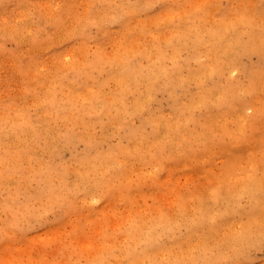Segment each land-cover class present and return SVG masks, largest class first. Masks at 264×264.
<instances>
[{
  "label": "rangeland",
  "instance_id": "rangeland-1",
  "mask_svg": "<svg viewBox=\"0 0 264 264\" xmlns=\"http://www.w3.org/2000/svg\"><path fill=\"white\" fill-rule=\"evenodd\" d=\"M70 2H71V4H70ZM244 2H246V3H244ZM251 2H252V4H251ZM47 3H49V4L47 5ZM67 3H68V5H67ZM213 3H214V5H213ZM194 4H195V6H194ZM192 5H193V7H192ZM218 5H220V6L218 7ZM104 6H105V8H104ZM166 6H167V8H165ZM184 6H186V7H184ZM189 7H190V9H189ZM239 7L240 8L242 7V8L240 9ZM64 9H66V10L64 11ZM85 9H86V11H85ZM180 9H182V10H180ZM191 9H193V10H191ZM227 9H229V10H227ZM122 10H123V12H122ZM136 10H138V11H136ZM178 10H180V11H178ZM0 11H1L0 12V17H1L0 18V50H1L0 51V58H1L0 59V78H2V79H0V110H1L0 116L4 113H5L4 115L9 113L8 114L9 116L7 115L8 116L7 118H9V119L15 118L14 115H16L17 118L18 117H22V118L28 117L32 120L33 126L28 127L27 129L29 131H31V132L33 131L34 133L37 134V137H36V136L31 135L33 133L30 134L29 132H25V133H23V135H20L17 138H11L10 129H9L10 125L9 124H2V122L0 123V146H2V147H0L1 148L0 149V156L3 155L4 152H7V151H9V152L17 151L18 153H21V155H22L21 159L22 160H21L20 164H21L22 169L24 170V175H25V176L24 175L21 176L20 178L11 176L9 178L4 179V181L6 180V182H3L4 185L3 184L0 185V189L3 188V190H0V203L3 200L4 194L7 192H14V191L18 192L17 195L20 196L19 197L20 199L26 198L27 195L33 196L38 192L41 185L37 180H35L33 178V175L29 176L28 172L31 171L29 168H31V169L33 168V171L34 170L38 171L40 164H42V166H44L45 164L46 165L49 164V166H51V164L52 165H57V164L62 165V163H64L63 165H65L67 167V165H68L67 163L71 162L67 168H69V170L74 171L75 168L80 166V162L83 160V158H85L86 156H91L90 154L96 153L98 151V149H99V152H103V151L105 152L110 147L111 148L118 147V144H121L122 146L127 145L129 143V141L126 139V136L131 131H133V132H135V130H136V132L139 131V133L141 132V134H143V136H147L148 134H151L153 127H151L150 124L148 123L147 116H151L152 113L155 115L156 112H158L157 115L159 116L160 121L162 123H165L173 115L174 108H176V105L188 103L190 100H191L190 102H192L194 99H195L194 101H196V103L194 104V101H193V104L194 105L198 104L197 103L198 98H195V97H200L201 92H203V91L207 92L206 104L205 105L198 104L200 106L196 105L195 107H192V111H194L193 112L194 118L197 121H199V120L203 121L204 116L205 117L210 116L209 119L213 118L212 122L214 124L217 123L216 125H220L219 123L223 124V122H224L223 127H225V128L228 127V129L226 128V130L228 131L227 132L228 134H227L224 132V130L223 131L221 130L220 126H218V127L215 126L216 130H214L212 132L213 135H211V137L207 136V137H209L208 138L209 141L207 140L208 143L206 146H204L203 144L200 145L201 144L200 142L194 143V142L190 141L186 145L187 148L184 147L183 145L180 146V148L174 147L176 150L178 149L177 152L175 151V149L173 147L170 149L165 148V152H167L168 154H170L171 152H172V154L174 152L175 153L173 155L170 154L172 159L170 161L163 162V165H165V166L161 169L159 167L157 171H154V169H151L150 166H147L145 171H143V172H145V174H144L143 172H141V169H138V168H140L138 166V164H136L135 162H132V161H134L133 159L130 158L132 160L131 162L133 164L130 162V159H128L129 165H131L130 168L128 166V168L130 169V170L128 169L129 170L128 173L131 172L132 173L131 177L134 175L133 177H136V180L132 177L133 179H131V181H128V180H130V177H129L130 174L127 173V176H128L127 186L128 185L129 186L127 187L126 196L123 197L122 199L121 198L117 199V198H119V196L116 193V196L113 195L112 198H111V196L109 198H107V200L110 199V201H111V202L109 201V203H107L108 201H106V198L99 197L98 195L96 197L94 194L89 193V192H87L86 195H84L85 196L84 199H83V197L77 198L76 196H78V197L82 196V195H79L80 192L82 193V191L79 190L80 192H76L77 194L75 193V191H73L75 194H73V196L72 195L71 196L76 198L78 207L80 209L79 211H77L75 213H71V215L67 214L68 216H66L64 211L61 210V208H59L58 206L54 207L53 209L43 210L40 208V205L38 203H36L37 206L35 208L38 209L39 211L41 210L40 211L41 219H40V215H39V218H37V219L36 218H32V219L29 218L26 221L21 219L19 226L16 229H12V232L10 234H7L3 230L2 225L7 221V217L5 214L0 213V264H54V263L59 264L60 262L62 263V261H63V264H65V262L67 263V261H68L69 255L72 253H73V256H70L72 261L76 262V264H85V262L86 263L89 262L90 259L93 258L92 256L95 255L94 253L96 252V245H99V243L102 242L101 241L102 240V238H101L102 232H105L107 234H111L110 238H113V239L108 242V245L110 247L116 248L118 246V245H116V243H120V240L122 239V234H121L122 232L121 231H113L112 228L116 224H122L125 221V219L128 216L125 218L124 215L125 216H126V214L129 215V212H128L129 209L133 210L135 208L134 209L135 212L131 210L132 211V213H131V211H130V213L132 214V215L130 214V216H133V217L138 216L140 218L143 217L144 214L146 215L147 218H150L151 216H152L151 218H153L156 216L155 214L158 215V212L164 213V214H166V216L168 215L167 217L172 218L171 216L173 215V213H175L177 211L179 213L183 214L184 217L185 216L189 217V215H191V213L193 212V211H191V209L194 206H195V208H193V209L197 208L198 200L199 199L204 200V198H202L203 196L206 198L205 204L209 205L208 202L210 203V200H209L210 198L208 196L212 191L217 192L219 187L223 188L222 186H224V187L226 186L227 187V188L225 187L226 189H232V188L237 189L239 186L238 184H239L240 180H242L244 175H246V173L249 174L250 171L255 170L254 168H259V165H261L262 162H264V143H262V141H264V94H262V92H264V90H262V89H264V88L259 89L258 92L255 93L254 95H252L251 97L250 96L247 97L249 99V98H252L253 96H256L255 98L259 99V101L256 100L254 102L255 103L254 105H256V107L254 105H253V107H255V108H251V109L247 110L246 112H248V113L245 112L246 114H248V116H250V115L254 116V118H253L254 123H253L252 127L248 126V125L243 126L244 129H242L243 127L241 128L242 129V135L240 133H239L240 135L238 134L239 123H238L237 119L234 118L235 113H231L230 115L225 114L223 116L220 114V111H219L220 110L219 109V106H220L219 105L220 104V102H219L220 98L219 97L221 96L222 91L228 90V96H229V97H227L228 100H230V98L233 97L232 95L235 94V92H238L239 95L242 97V95H243L242 92L248 86L247 84H249L250 79H252L254 77L259 78V76L264 75V33H262V32H264V18H262V16H264V0H182V1L181 0H173V1L172 0H148V1L147 0H104V1L103 0H52V1H50V0H0ZM159 11H160L162 16L160 15ZM166 11H168V12H166ZM175 11H177L178 14L184 13V15L187 12L186 15H189V18L190 17H193V18L196 17L198 20H200L199 23H203V25L209 24V27L216 25L215 27L219 26V29L221 27L222 21L223 22H230L231 21V23L238 22V27H237V29H234L233 32H235L237 30L238 32L240 31V33H238L237 31L235 32V34L232 33V36L234 39L230 38L232 36H228V35H230V32L232 30L231 31H227V29H224L225 31L223 30L224 35L228 34V35H225L226 40L230 38L231 41L235 44L236 42H234V40H235V38H238V41L240 39L239 42L242 43V45L240 44V46L234 45L233 47H235V48H233V50L231 49L232 51L230 50L228 52V54L226 56V60H227L226 64L228 63L227 65H228L229 69L227 68V66H224L227 70H224L225 68H223V71H225V73L222 71L224 74L222 73L223 75L220 74V76L219 75L213 76L211 73L210 74L207 73L210 71L205 67V65H202V61H204L203 62L204 64L207 62V55H204V54H207L210 49L208 47L209 43L206 42L208 40V36H204L203 40L207 39L206 41H204V43H206V45L203 43V41H199V42L197 41V42H195L196 45H192V42H190L189 45H184V47L183 46L181 47V49L179 51L180 54L177 57V60L180 63H177V65H179V66L174 71L176 73V75H175V73L172 75V80H168L167 84H166V82L161 83L162 80H160L156 84L155 89L154 88L149 89L148 93H147V90H145L146 92H144V94H143L144 97H145V95H147L149 93H150L149 96H151V97H149L147 95V98L149 97V99L146 100V106H147L146 110L141 111L142 115H140L141 113L133 114V106L130 105L129 107L132 108V110L129 108L128 113H129V111H131L132 114L130 113V115H128V118L126 119L123 127H121L119 125L122 124V121H121V119H119V116H114V114L116 112L114 113V111L111 110L112 108H108V109H110L111 112L113 111V114H112L113 116L111 115L110 111L105 112L103 110L104 114L99 113L101 108H103L101 103L98 104L97 108H94L95 111L90 112L91 114H89L88 113L89 111H88L87 112L88 114L86 113V115H85L82 110H81L82 111L81 112L82 114H81L80 113L81 108L78 106V99L76 102V97H75V96H78L77 95L78 91L82 90L81 85H84L85 88L92 87L94 90L98 89V90H100L99 94H101V95H103L105 93L104 90H106L107 94L110 93V89L113 90V87L116 86V82H115V79L113 77L114 76L113 74L115 72V65L111 61L114 60L119 54H123L124 51L128 50L129 48L132 49V48H134L136 46H140L142 44L146 45L147 44L146 42H148V44H149V45L147 44V46L150 47L152 45L153 40L155 41V39L157 40V41H155L156 45H158L159 47L160 46L162 47L163 45L165 46V44L162 40L165 38V36H166L165 34H167V35L170 34L169 36L175 37L176 33L179 32V29L181 32L182 28L184 27L182 24H184L186 22L188 24H190V26L188 27L187 31H185L186 29L184 30V28H183V30L185 32H188V35L190 37L196 33L195 30H192V28H190L191 22L189 21L188 17H186L188 20H186L185 18H183V20H179L180 17L177 16V14H176L177 12H175ZM82 12L84 13V15ZM194 12L195 13L197 12L198 14L194 16L193 15ZM211 12H213L212 16L209 15V14H211ZM122 13L124 16L122 15ZM224 13H225V15H224ZM47 14H48V16H46ZM114 14H115V18L113 19ZM156 14L158 15V17L156 16ZM218 15L220 16L221 19H224V18L225 19L222 21L219 20L220 18ZM230 15H231V17H230ZM239 15H242L243 17L242 16L239 17ZM96 16H98V17H96ZM152 16H154V17H152ZM215 16H216V18H215ZM131 17H132V19H130ZM109 18H110V21H109ZM152 18L157 19V20L153 19V25L149 24L151 22ZM204 18H205L206 22L208 21L207 23H205ZM230 18H232V19H230ZM112 19H113V21H112ZM135 19H138V21ZM140 20H142V21L139 22ZM166 20H168V22ZM169 20H172V22ZM240 20H241V25L239 24ZM93 21L94 22L96 21L95 24ZM127 21L129 23V25L126 26ZM141 23H143V24H141ZM144 23L146 25H144ZM154 23H156V24H154ZM157 23H159L160 27L157 26L158 25ZM167 23H169V25H167ZM192 24H193V22H192ZM23 25H25V28ZM21 26H23V27H21ZM107 26H108V28H107ZM164 26L169 28V30H167L166 27H164ZM170 26L172 27L171 30H170V28H171ZM163 27L166 30H164ZM117 28H118V30H116ZM156 28H158V29L161 28V29H163V31L160 29V31L158 32V29H157V31L155 30ZM108 29H110L111 31ZM124 29H125V31H126L125 33L127 35L123 34ZM138 29H140L142 32V33L139 32V35H137ZM149 29H151L153 32L156 31L157 33H153ZM175 30L176 31L178 30V31L175 33ZM105 31L107 33H105ZM112 31H114V32H112ZM144 31H146V32L150 31V32H147L148 34H146V32H144ZM167 31H169L170 33ZM251 31L255 32V34H256L255 37H254L255 34H251L252 33ZM259 31H261V32L258 33ZM109 32H110L111 36H110ZM132 32H133V34H132ZM160 32H162V33H160ZM189 32H192L193 34L192 33L189 34ZM225 32H227V33H225ZM38 33H40V34H38ZM249 33H250V35H249ZM128 34H130V35H128ZM155 34L156 35L158 34V36L156 37ZM162 34L164 37L162 36V38H160L161 37L160 35H162ZM257 34H259V37ZM132 35H134L133 36L134 38H135V35L137 37L135 39H132L133 38V37H131ZM141 35L144 36L143 39H142ZM114 36H116L115 39H114ZM140 36H141V39H139ZM169 36L168 37L166 36V37L170 38ZM249 36H251V37L253 36V39L248 38ZM191 38L195 39L193 36ZM254 38L256 41L254 40ZM119 39L122 40V42L123 41L124 42L121 43V41ZM248 39H250V40H248ZM141 40H143V42ZM259 40H261V41H259ZM113 41H114V43H112ZM134 41L137 44L135 43V45H133ZM139 41H141V42H139ZM191 41H194V40H191ZM161 43H163V44H161ZM254 43H256V44H254ZM257 43H258V45H257ZM45 44H47V45H45ZM114 44H116L117 46H115ZM123 44L125 47L123 46ZM118 45H120V46L118 47ZM200 45H202V46H200ZM37 46H39V47H37ZM188 46L190 48H188ZM193 46H194V48H192ZM127 47H129V48L126 49ZM155 47L156 46H154V48ZM151 48H153V47H151ZM183 49H186V50L183 51ZM153 50H152V53H153ZM197 52H199V53L196 54ZM220 52L224 53V49H221V51H219V54L217 56L221 60V57L223 58L224 54H221ZM233 53H234V55H233ZM47 54H48V56H47ZM95 55H100L103 58V61L101 60L103 65L100 64V66H102L104 68V69H102L103 72L98 73L97 71L87 67L88 68L87 70H89L91 73L93 72V75H95V76L92 79L91 78L85 79V76L83 75V72H82L84 70H82V69L85 66H88V64H89L88 62L90 60H92V58ZM228 55L230 56V58L228 57ZM179 56H182V57H179ZM7 57H8V59H7ZM37 57H38V59H37ZM43 57H47V59L43 58ZM74 57L75 58L77 57V58L75 59ZM34 58H35V60H34ZM71 58H73V59H71ZM233 58H234V60H233ZM144 59H142L141 62H142L143 66H146L147 65L146 61L148 59H146V61ZM170 60H171V62H168L169 59L166 60V62H165V66L168 69L172 68V66H173L172 64L174 62V61H172L173 59H170ZM79 61L81 63H79ZM182 62L185 64H182ZM49 63L51 65H49ZM83 63L85 66L83 65ZM143 63H145L146 65ZM147 63L149 64V60L147 61ZM167 63H168V65H167ZM229 63H231L230 64V66L232 65L231 67L229 66ZM180 64L183 66L182 68H181ZM28 65H29V67H28ZM149 65H152V64H149ZM235 65L236 66L238 65V66L236 67ZM60 67H62V68H60ZM80 68H81V71H79ZM178 68H179V70H178ZM69 69L71 70V72ZM109 70L112 72H110ZM176 71H178V72H176ZM230 72H231V74H230ZM202 74L204 75L203 77H202ZM55 75H57V76H55ZM177 75H180V76H178L180 78H178ZM229 75H231V76H229ZM108 76L111 77L110 78L111 80H109L103 84L105 77H108ZM228 76L231 78L233 77V79L231 80L230 78H228ZM57 77H58V79H57ZM59 77H60V79H59ZM175 77H176V79H175ZM80 78L84 81H82ZM174 80H175V82H174ZM192 80L194 81L193 83H192ZM189 81H190V83H189ZM169 82H170V84H169ZM228 82L234 83V85H232L231 87H228ZM65 85H67V86H65ZM99 85H100V87H99ZM111 85H113V86H111ZM207 85H208V87H207ZM109 86H111V87H109ZM58 87L60 89H58ZM200 87H201V89H200ZM79 88H81V89L79 90ZM99 88H102L103 91H101L102 89H99ZM59 90H60V93H58L59 99L62 98V101L59 100V102L57 104L56 103H53V104L48 103L50 100V96L52 94V91H58L59 92ZM64 90H65V93H62V92H64ZM68 91H69V93H68ZM76 91H77V93H76ZM185 92H187V93H185ZM106 93H105V95H106ZM63 94H65V95H63ZM88 94L89 93H87V95ZM130 95H128V98L132 99L131 97H133V96H130ZM19 98L21 101L19 100ZM36 98H37V100H36ZM70 99L72 100V102ZM9 101H10V103H9ZM4 102H6V103H4ZM33 102H35V103H33ZM3 103H4V105H3ZM24 103H25V105H24ZM61 105H63V106H61ZM48 106H49V109H48L49 111L47 110ZM207 106H209V107H207ZM215 106H216V108H215ZM212 107H214V108H212ZM72 108H74V109H72ZM38 109L41 111H39ZM51 109L56 111L57 113L54 111H51ZM74 110H75V113H74ZM20 111H22L24 113H22ZM42 111H44V112H42ZM46 111H48L49 113H47ZM97 111H98V115L96 116V115H94V112H97ZM68 112H70V113H68ZM17 113H21V114H17ZM207 114H209V115H207ZM52 115H54L53 118H52ZM228 115L231 117H229ZM214 116H216V117H214ZM217 116H220V118L228 116L229 118L227 117V120L223 118V120H225L226 122L223 121L222 118H221V120H218V122H217V120L215 121V119H218ZM69 117L72 118L71 119L72 121L69 120L70 119ZM97 117H99V118H97ZM66 118H67V120H66ZM82 118H83V120H82ZM49 120H51V122H49ZM233 120H234V122H233ZM197 121L195 123H197ZM112 122L115 124H112ZM49 123H50V125H49ZM55 123H57V124H55ZM78 123H80V124H78ZM87 123H89V124H87ZM67 124H69V125L67 126ZM73 124H75V125H73ZM79 125L81 128H79ZM194 126H195V124H193V123L189 125L190 131H194L195 128L198 127V125L195 127ZM72 127H73V129H71ZM86 128H87V130H86ZM75 129H77V130H75ZM161 129H164V128L162 127ZM161 129L158 130L157 131L158 134H156V136L158 135L157 136L158 140L162 138L161 135L162 136L165 135V131L162 130L163 131L162 132ZM72 130L74 133L70 132ZM79 131H81V132H79ZM90 131H92L93 133L92 132L90 133ZM41 132L43 133L42 135H40ZM110 132H112V133H110ZM116 132H118V133H116ZM26 133L28 134V136H26ZM78 133L82 137L79 136ZM90 134H92V135H90ZM107 134L110 136H108ZM252 134L254 135V137ZM52 136L54 137V139H52L53 138ZM104 136H105V138H104ZM163 138H164V136H163ZM18 139H20V140L18 141ZM239 139H240V141H239ZM248 139H249V141L250 140H252V141L249 142ZM2 140L4 143L1 142ZM93 142L95 143V145L93 144ZM210 142H212V143H210ZM13 143L15 144L14 146H13ZM18 143H19V145H18ZM32 145H34V146H32ZM209 146H210V149L208 148ZM13 148H15V149L13 150ZM25 148H26V150H25ZM32 148L35 150H32ZM204 148H207L206 150H208V151H205V152H207L206 154H208V156L211 155V158L209 157V159H208V156L205 153L202 154L204 156L199 154V153L204 152ZM223 148H224V150H223ZM225 148H226V151H225ZM38 149H40V150H38ZM45 149L47 151H45ZM70 149L72 150V152ZM92 149H94V150H92ZM172 149H174V150H172ZM179 150L181 152H179ZM182 150H186V151L183 152ZM29 152H31V153H29ZM195 153H198L199 156L195 157L194 156ZM29 154H32L31 157H29ZM51 154H52V156H51ZM257 154H259V155H257ZM188 155H190V156H188ZM76 156H79V157L75 158ZM184 157H186V158H184ZM198 157H200L201 159ZM225 157H227V158H225ZM187 158H189L190 160ZM228 158H230V159L228 160ZM70 160H73V161H70ZM39 161H40V163H39ZM226 161H228V163ZM196 162H198V163H196ZM230 164L232 166H230ZM234 164H235V166H234ZM74 165H76L77 167ZM166 165H168V166H166ZM28 166H30V167L27 168ZM33 166H36L37 168L33 167ZM25 167L27 170L28 169L29 170L26 171ZM165 167L167 169H165ZM243 167H245V168H243ZM135 168L138 170L136 171ZM134 169L136 172L133 171ZM159 169L161 171H159ZM224 170H225V172H224ZM246 171H248V172H246ZM154 172L156 173V177L155 176L153 177L152 173H154ZM212 172H214V173H212ZM228 172H231V173L229 174ZM244 172H246V173H244ZM166 173L169 175L168 179H167V177L164 178ZM206 173L207 174L209 173V174L207 175ZM139 174L140 175L143 174V176L141 175V177H140V176H138ZM150 174L152 175L153 178L152 177L150 178L149 176H147ZM167 174H166V176H167ZM220 174L222 175L221 178H220ZM71 175H73V176H71ZM256 175L258 177H261V172L257 171ZM224 176H225V178H224ZM73 177H74V179H73ZM143 177H146L147 180L146 179H144V181L141 180V178L143 179ZM148 177H149V179H148ZM169 177L171 180H169ZM156 178H158V179H156ZM11 179L14 180L15 182L14 181H13L14 183L11 182L12 181ZM21 179H22V181H21ZM225 179H226V181H225ZM31 180H33V181H31ZM73 180H75V175L74 174L68 175V182L71 183ZM162 180H163V182H162ZM206 180L208 183L206 182ZM18 181H19V184L17 183ZM140 181H143V183H142L143 186H142ZM149 181H151L152 183ZM167 181H168V183H167ZM209 181H211L213 184L215 183V185H213ZM8 182H10V184ZM132 182H133V184L136 183L137 185L134 186L135 184L133 185ZM6 183H7V185H6ZM27 183H29V184H27ZM138 184H140V185H138ZM159 184H160V186H159ZM211 185H213V187ZM240 186H241V184H240ZM27 187L31 188V189H28ZM146 187H148V188H146ZM160 187H162V188H160ZM12 188H15V189H12ZM133 188H134V191H137V193L132 190ZM168 188H169V190H168ZM36 190H37V192H36ZM207 192H208V196H207ZM26 193H28V194H26ZM154 193H156V194H154ZM177 193H178V195H177ZM182 193H183V195H181ZM201 193H202V195H201ZM138 194H139V196L140 195H142V196L139 198V196H136ZM158 194L162 195V196H159ZM198 194H200L201 196ZM240 195L241 196L245 195L242 198L239 196L237 199V201L239 202L238 204L240 205V210L242 212H244L248 209L247 205H249V197L247 194H240ZM189 196H191V197H189ZM89 197H90L92 202L89 201V199H88ZM193 197H195L194 198L195 200L193 199ZM87 199H88V201H87ZM132 199H133V201H132ZM93 200H94L95 204H94ZM166 200H168V201H166ZM84 201H87V203ZM164 201L167 203H165ZM193 202H195V204L196 203L197 204L195 205V204H193ZM88 203H89V205H88ZM139 203L140 204L142 203L145 205H142V204L140 205ZM161 203L163 206L161 205ZM79 204H82V206ZM103 204H104V206H103ZM138 204L142 207H140ZM96 205H97V207H96ZM87 206H89L88 209H87ZM130 206H132V208ZM144 206H146V207L144 208ZM102 207L104 209H101ZM151 207H153V208H151ZM91 208H92V210L90 212ZM138 208L139 209L144 208V212H143V209L139 210ZM110 209H111V211H110ZM235 209H236V212H239L237 210V208H235ZM235 209H233V210L235 211ZM155 210H158V211L155 212ZM44 211H46L47 213H44ZM152 211H154L155 213ZM182 211H184V212H182ZM186 212H188L190 214L187 213V215H186ZM122 213H124V214L122 215ZM88 214H90V215H88ZM147 214H148V216H147ZM149 215H150V217H149ZM61 216H62V219H61ZM104 216H106V218H104ZM146 217L144 216L143 218L147 219ZM239 217H241V221L245 219V217L242 214L236 215V213H235V216H234V214H232V216L230 217L231 221L233 220V224H232L233 226L230 225V227L232 226L231 227L232 230L231 229L230 230L233 232L237 230V227H239L238 224L241 222ZM95 218H97V219H95ZM113 219H115V220L112 223ZM46 220H47V222H46ZM58 222H59V224H58ZM115 222H116V224H115ZM235 222H236V224H235ZM111 223H112V225H110ZM97 224H101V227L103 226L102 229H99L100 225H97ZM57 225H58V227H57ZM54 226L57 227L56 229L59 228L60 230H58V231L55 230ZM111 226H113V227H111ZM28 228H29V231H28ZM234 228L236 230H233ZM51 230H55V231H51ZM50 232H53V233L58 232L57 233L58 235L54 233L55 235L52 236L53 234L51 233L52 235L50 237ZM178 232H179L178 235H182V236L186 235L187 234L186 233L187 232L186 225H184V224L181 225L178 229ZM229 234H233V233L230 232ZM56 235L59 237H57ZM252 235L254 236V234H252ZM74 236L79 237L81 240L84 238L82 241L83 243H79L81 240L79 238H75ZM229 236H234V235H227L228 238H230ZM253 236L251 238L254 241L250 240L251 238H248L246 240L243 239L244 240V241L242 240L243 242L242 241L239 242L236 240V238H231V240L232 241L234 240L233 242H235V243H232V241H229L230 239L226 238V235L224 237H221V234H220L217 236L215 235L213 238L211 237L212 240H209V241L210 242L212 241L211 242L212 244L210 242L209 243L212 246H209L211 248L208 249L209 250V259L207 260L208 261L207 264H264V238H262V237H260L261 239L259 237L254 238ZM71 237H74L77 242L73 238H72L73 240L71 241V239H70ZM217 237H219V238H217ZM221 238L222 239L225 238L224 241L227 239L228 240L224 242L223 240H221ZM77 239H79V240H77ZM85 241H87L86 244H85ZM216 242H217V245H216ZM223 242L226 243L227 245L226 244L223 245ZM236 242H238V243H236ZM241 242L242 243L245 242V243L240 244ZM249 242H252L253 244H250ZM236 244H240V246L236 245ZM219 245H221V246H219ZM183 246H184V248L187 247L186 244H183ZM89 252L90 253L93 252L92 255ZM63 259H65V260H63ZM210 259L212 260L211 262H209Z\"/></svg>",
  "mask_w": 264,
  "mask_h": 264
},
{
  "label": "bare ground",
  "instance_id": "bare-ground-1",
  "mask_svg": "<svg viewBox=\"0 0 264 264\" xmlns=\"http://www.w3.org/2000/svg\"><path fill=\"white\" fill-rule=\"evenodd\" d=\"M52 1V0H50ZM104 1V0H103ZM148 1V0H147ZM173 1V0H172ZM182 1V0H181ZM7 2V1H6ZM195 2V1H194ZM201 2V1H200ZM238 2V1H237ZM253 2V1H252ZM251 2V4H252ZM118 3V2H117ZM134 3V2H133ZM143 3V2H142ZM162 3V2H161ZM193 3V2H192ZM241 3V2H240ZM246 3V2H244ZM49 3H47L48 5ZM71 4V2H70ZM97 4V3H96ZM153 4V3H152ZM258 4V3H257ZM68 5V3H67ZM78 5V4H77ZM93 5V4H92ZM133 5V4H132ZM188 5V4H187ZM211 5V4H210ZM214 5V3H213ZM216 5V4H215ZM250 5V4H249ZM15 6V5H14ZM71 6V5H70ZM122 6V5H121ZM195 6V4H194ZM220 5H218L219 7ZM117 7V6H116ZM186 7V6H184ZM193 7V5H192ZM244 7V6H243ZM9 8V7H8ZM7 8V9H8ZM43 8V7H42ZM65 8V7H64ZM105 8V6H104ZM108 8V7H107ZM128 8V7H127ZM167 8V6L165 7ZM177 8V7H176ZM183 8V7H182ZM188 8V7H187ZM197 8V7H196ZM213 8V7H212ZM238 8V7H237ZM240 8V7H239ZM242 8V7H241ZM240 8V9H241ZM171 9V8H170ZM190 9V7H189ZM194 9V8H193ZM191 9V10H193ZM199 9V8H198ZM230 9V8H229ZM227 9V10H229ZM10 10V9H9ZM13 10V9H12ZM23 10V9H22ZM52 10V9H51ZM66 9H64L65 11ZM108 10V9H107ZM174 10V9H173ZM182 10V9H180ZM178 10V11H180ZM190 10V11H191ZM196 10V9H195ZM200 10V9H199ZM235 10V9H234ZM49 11V10H48ZM86 11V9H85ZM84 11V12H85ZM101 11V10H100ZM116 11V10H115ZM138 11V10H136ZM197 11V10H196ZM232 11V10H231ZM1 12V11H0ZM15 12V11H14ZM109 12V11H108ZM120 12V11H119ZM123 12V10H122ZM128 12V11H127ZM168 12V11H166ZM177 12V11H175ZM203 12V11H202ZM214 12V11H213ZM209 14L212 16V13ZM216 12V11H215ZM244 12V11H243ZM262 12V11H261ZM56 13V12H55ZM83 13V12H82ZM111 13V12H110ZM138 13V12H137ZM156 13V12H155ZM160 13V11H159ZM165 13V12H164ZM187 13V12H186ZM184 15V13H180L178 14V12L176 13L177 16L180 17L179 20H183V18H185L186 20L189 19V21L191 22V27L192 30H195L196 33L194 35H192L195 39L191 38L189 35H188V32H185L188 30V27L190 26V24H188L187 22L182 24L184 27V30L182 28L181 32H180V29H179V32H177L175 30V33H176V36L175 37H171L167 34H165L167 37L169 36L170 38H167L165 36L163 40L165 46L163 45L162 47L156 45L155 41H157L155 39V41L153 40L152 42V45L149 47L147 46L148 42H146L147 44H142L140 46H136L134 48H129L127 47L126 49L128 50H125L123 54H119L114 60H112L111 62L115 65V72H114V79H115V82H116V86L113 87V90L110 89V93H106V90L105 93L103 95L99 94L100 90H94L92 87H87L85 88L84 85H81L82 87V90H80L81 88H79L80 91H76L77 95L78 96H75L76 97V102H77V99H78V106L81 108L80 109V113L83 111V113L86 115V113L88 112L89 114H91L90 112L91 111H95L94 108H97L98 104L101 103L103 108H101V110L99 111V113H103V110L105 112H108L110 111V109L108 108H112L111 110L114 111V116H119V119H121L122 121V124L119 125L121 127H123L126 119L128 118V115H130V113L132 114L131 111H129L128 113V109L130 108L129 106L132 105L133 106V114H139L141 113V111H145L146 110V100L149 99V94H147L149 97L147 98V95H145L144 97V92H146L145 90H147V93H148V90L151 89V88H154L155 89V86L156 84L158 83V81L162 80V82H166V84L168 83V80H172V75L175 73L174 71L177 69V67L179 65H177V63H180L178 62L177 60V57L178 55L180 54V49L181 47L184 45H189L190 42H192V45H196L195 42H199V41H206V40H203V37L204 36H208V40L206 42L209 43L208 47H209V51L207 54H204V55H207V62L204 64L202 61V65H205V67L210 71V72H207V73H211L213 76L214 75H223L225 73V71H223V68H225L224 66H227L228 68V63L226 64V56L228 54V52L233 48L234 45H238L240 46V44L242 45L239 39L238 41V38H235L234 42H236L235 44L231 41L230 38H233L232 36V33L235 34L234 29H237L238 27V22H233L231 23L230 22H223L222 20L224 19H221L220 16H219V20L222 21V24H221V27L219 29V26L215 27V26H210L209 27V24L208 25H203V23H199L200 20H198L196 17L193 18V17H190L189 18V15ZM226 13V12H225ZM224 13V15H225ZM2 14V13H1ZM61 14V13H60ZM96 14V13H95ZM112 14V13H111ZM119 14V13H118ZM128 14V13H127ZM198 13L194 12V16L197 15ZM243 14V13H242ZM30 15V14H29ZM43 15V14H42ZM65 15V14H64ZM84 15V13H83ZM120 15V14H119ZM123 15V13H122ZM133 15V14H132ZM154 15V14H153ZM161 15V13H160ZM164 15V14H163ZM169 15V14H168ZM203 15V14H202ZM217 15V14H216ZM232 15V14H231ZM230 15V17H231ZM238 15V14H237ZM11 16V15H10ZM48 16V14L46 15ZM124 16V15H123ZM138 16V15H137ZM148 16V15H147ZM156 16L158 17V15L156 14ZM162 16V15H161ZM191 16V15H190ZM242 16V15H239V17ZM58 17V16H57ZM98 17V16H96ZM127 17V16H126ZM154 17V16H152ZM156 17V18H157ZM166 17V16H165ZM164 17V18H165ZM188 17V19L186 18ZM208 17V16H207ZM229 17V16H228ZM237 17V16H236ZM238 17V18H239ZM243 17V16H242ZM1 18V17H0ZM12 18V17H11ZM20 18V17H19ZM40 18V17H39ZM115 18V14H114V17L113 19ZM128 18V17H127ZM138 18V17H137ZM144 18V17H143ZM175 18V17H174ZM212 18V17H211ZM216 18V16H215ZM245 18V17H244ZM259 18V17H258ZM262 18H264V16H262ZM83 19V18H82ZM112 19V21H113ZM119 19V18H118ZM132 19V17L130 18ZM139 19V18H138ZM138 19H135L138 21ZM153 19L151 20V22L149 24H152L153 25ZM159 19V18H158ZM168 19V18H167ZM232 19V18H230ZM242 19V18H241ZM8 20V19H7ZM84 20V19H83ZM93 20V19H92ZM104 20V19H103ZM149 20V19H148ZM154 20H157V19H154ZM160 20V19H159ZM202 20V19H201ZM212 20V19H211ZM109 21H110V18H109ZM111 21V22H112ZM142 20H140L139 22H141ZM162 21V20H161ZM168 22V20H166ZM172 22V20H169ZM174 21V20H173ZM176 21V20H175ZM204 21H205V18H204ZM220 21V22H221ZM226 21V20H225ZM15 22V21H14ZM32 22V21H31ZM62 22V21H61ZM94 22V21H93ZM96 22V21H95ZM94 22V24H95ZM124 22V21H123ZM149 22V21H148ZM159 22V21H158ZM165 22V21H164ZM163 22V23H164ZM170 22V23H171ZM193 22V24H192ZM208 22V21H207ZM205 21V23H207ZM10 23V22H9ZM25 23V22H24ZM126 23V22H125ZM15 24V23H14ZM143 24V23H141ZM156 24V23H154ZM159 26V23H157ZM162 24V23H161ZM165 24V23H164ZM218 24V23H217ZM220 24V23H219ZM241 25V20H240V23ZM20 25V24H19ZM61 25V24H60ZM129 25L128 21L126 23V26ZM144 25H146L144 23ZM167 25H169V23H167ZM248 25V24H247ZM24 28H25V25H23ZM21 26V27H23ZM38 26V25H37ZM59 26V25H58ZM84 26V25H83ZM162 26V25H161ZM124 27V26H123ZM160 27V26H159ZM166 27V26H164ZM163 27V28H164ZM171 27V26H170ZM3 28V27H2ZM14 28V27H13ZM108 28V26H107ZM110 28V27H109ZM126 28V27H125ZM128 28V27H127ZM130 28V27H129ZM150 28V27H149ZM231 28V29H230ZM245 28V27H244ZM250 28V27H249ZM102 29V28H101ZM158 28H156L155 30L157 31ZM161 29V28H160ZM160 29H158V32L160 31ZM167 30H169V28L166 27ZM164 28V30H166ZM172 29V27L170 28V30ZM224 29H227V31H231L230 32V35L228 34H225V35H228V36H232L230 37L229 39L226 40L225 38V35L223 34V30ZM230 29V30H229ZM253 29V28H252ZM5 30V29H4ZM8 30V29H7ZM26 30V29H25ZM38 30V29H37ZM110 30V29H108ZM118 30V28L116 29ZM115 30V31H116ZM120 30V29H119ZM122 30V29H121ZM133 30V29H132ZM131 30V31H132ZM150 31H152L151 29H149ZM163 31V29H161ZM220 30V31H219ZM28 31V30H27ZM111 31V30H110ZM150 31H147V32H150ZM156 31H152L153 33H157ZM225 31V30H224ZM9 32V31H8ZM114 32V31H112ZM117 32V31H116ZM125 29H124V35L126 34L125 33ZM130 32V31H129ZM138 34L139 35V32H141L140 29H138ZM136 32V33H137ZM146 32V31H144ZM143 32V33H144ZM146 32V34H148ZM169 32V31H167ZM166 32V33H167ZM173 32V31H172ZM193 32V31H192ZM192 32H189L192 33ZM238 32V31H237ZM252 33L251 34H255V32L251 31ZM261 31H259L258 33H260ZM10 33V32H9ZM16 33V32H15ZM83 33V32H82ZM105 33H107L105 31ZM121 33V32H120ZM128 33V32H127ZM135 33V34H136ZM152 33V34H153ZM162 33V32H160ZM170 33V32H169ZM227 33V32H225ZM240 33V31L238 32ZM264 33V32H262ZM11 34V33H10ZM17 34V33H16ZM40 34V33H38ZM110 34V32H109ZM118 34V33H117ZM133 34V32H132ZM151 34V35H152ZM193 34V33H192ZM13 35V34H12ZM100 35V34H99ZM103 35V34H102ZM123 35V36H124ZM127 35V34H126ZM130 35V34H128ZM154 35V34H153ZM156 35V34H155ZM250 35V33H249ZM258 37H259V34H257ZM37 36V35H36ZM79 36V35H78ZM109 36V35H108ZM111 36V34H110ZM122 36V35H121ZM134 35H132L131 37H133ZM142 36V39L144 38L143 35ZM141 36L139 39H141ZM158 36V34L156 35V37ZM162 38L163 34L160 35ZM238 36V35H237ZM248 36V35H247ZM256 36V34L254 35V37ZM103 37V36H102ZM116 36H114V39H115ZM130 37V38H131ZM137 36L135 35V38ZM155 37V38H156ZM164 37V36H163ZM235 37V36H234ZM261 37V36H260ZM119 38V37H118ZM126 38V37H125ZM124 38V39H125ZM134 37L132 39H135ZM241 38V37H240ZM248 38H252L253 39V36H249ZM117 39V38H116ZM121 39V38H120ZM119 39V40H120ZM123 39V40H124ZM127 39V38H126ZM194 40V41H191V40ZM234 39V38H233ZM258 39V38H257ZM110 40V39H109ZM113 40V39H112ZM128 40V39H127ZM237 40V41H236ZM250 40V39H248ZM255 40V38H254ZM262 40V39H261ZM259 40V41H261ZM115 41V40H114ZM114 41L112 43H114ZM121 43L122 40H120ZM137 41V40H136ZM143 42V40H141ZM139 41V42H141ZM159 41V40H158ZM253 41V40H252ZM256 41V40H255ZM77 42V41H76ZM138 42V41H137ZM145 42V41H144ZM254 42V41H253ZM258 42V41H257ZM88 43V42H87ZM135 41H134V44L135 45ZM160 43V42H159ZM158 43V44H159ZM202 43V44H203ZM249 43V42H248ZM119 44V43H118ZM130 44V43H129ZM137 44V43H136ZM140 44V43H139ZM163 44V43H161ZM206 45V43H204ZM256 44V43H254ZM47 45V44H45ZM115 46H117L116 44H114ZM149 45V44H148ZM204 45V46H205ZM258 45V43H257ZM97 46V45H96ZM120 45H118L119 47ZM124 46V44H123ZM154 46H156L154 48ZM202 46V45H200ZM237 46V47H238ZM39 47V46H37ZM36 47V48H37ZM50 47V46H49ZM99 47V46H98ZM125 47V46H124ZM153 47V48H151ZM187 47V46H186ZM185 47V48H186ZM207 47V48H208ZM258 47V46H257ZM22 48V47H21ZM66 48V47H65ZM82 48V47H81ZM188 48H190L188 46ZM194 48V46L192 47ZM191 48V49H192ZM200 48V47H199ZM205 48V47H204ZM72 49V48H71ZM115 49V48H114ZM154 49V50H153ZM221 49H224V53L220 52L221 54H224V57L222 58L221 57V60L217 57L218 54H219V51H221ZM152 50H153V53H152ZM186 50V49H183V51ZM190 50V49H189ZM231 50V51H232ZM1 51V50H0ZM4 51V50H3ZM20 51V50H19ZM194 51V50H193ZM24 52V51H23ZM57 52V51H56ZM73 52V51H72ZM189 52V51H188ZM4 53V52H3ZM93 53V52H92ZM199 52H197L196 54H198ZM56 54V53H55ZM72 54V53H71ZM240 54V53H239ZM7 55V54H6ZM34 55V54H33ZM90 55V54H89ZM109 55V54H108ZM115 55V54H114ZM193 55V54H192ZM234 55V53H233ZM48 56V54H47ZM79 56V55H78ZM195 56V55H194ZM9 57V56H8ZM7 57V59H8ZM73 57V56H72ZM111 57V56H110ZM179 57H182V56H179ZM228 57L230 58V56L228 55ZM227 57V58H228ZM24 58V57H23ZM43 58H46L47 57H43ZM54 58V57H53ZM59 58V57H58ZM75 58V57H74ZM77 58V57H76ZM75 58V59H76ZM145 58V59H144ZM1 59V58H0ZM6 59V58H5ZM11 59V58H10ZM38 59V57H37ZM64 59V58H63ZM73 59V58H71ZM142 59H144L146 61V59L149 60V64H152V65H149L146 61V66H143L142 65ZM168 62H171L170 59H173L172 61L173 62V66L171 69H168L166 68L165 66V62L166 60H168ZM181 59V58H180ZM194 59V58H193ZM26 60V59H25ZM35 60V58H34ZM49 60V59H48ZM65 60V59H64ZM68 60V59H67ZM87 60V59H86ZM103 61V58L100 56V55H95L92 60H90L87 64L88 66H85L84 63L83 65L85 66L82 70L83 72V75L85 76V79H89V78H93L95 75H93V72L91 73L89 70H87L89 68L97 71L98 73H102L104 69L102 66H100V64H102V61ZM143 60V61H144ZM177 60V61H176ZM186 60V59H185ZM205 60V59H204ZM234 60V58H233ZM39 61V60H38ZM42 61V60H41ZM60 61V60H59ZM176 61V62H175ZM201 61V60H200ZM236 61V60H235ZM32 62V61H31ZM30 63V62H29ZM41 63V62H40ZM43 63V62H42ZM45 63V62H44ZM79 63H81L79 61ZM238 63V62H237ZM77 64V63H76ZM111 64V63H110ZM170 64V63H169ZM182 64H185L182 62ZM201 64V63H200ZM226 64V65H225ZM231 63H229V66H230ZM27 65V64H26ZM49 65H51L49 63ZM82 65V64H81ZM103 65V64H102ZM168 65V63H167ZM181 65V64H180ZM107 66V65H106ZM170 66V65H169ZM232 66V65H231ZM230 66V67H231ZM236 66V65H235ZM238 66V65H237ZM236 66V67H237ZM29 67V65H28ZM63 67V66H62ZM60 67V68H62ZM183 66L181 65V68ZM249 67V66H248ZM46 68V67H45ZM82 68V67H81ZM81 68L79 71H81ZM187 68V67H186ZM185 68V69H186ZM71 69V68H70ZM69 69V70H70ZM73 69V68H72ZM229 69V68H228ZM179 70V68H178ZM194 70V69H193ZM224 70H227L226 68ZM239 70V69H238ZM110 71V70H109ZM224 73H223V72ZM69 72V71H68ZM71 72V70H70ZM96 72V73H97ZM112 72V71H110ZM178 72V71H176ZM31 73V72H30ZM180 73V72H179ZM223 73V74H222ZM229 73V72H228ZM237 73V72H236ZM75 74V73H74ZM186 74V73H185ZM190 74V73H189ZM231 74V72H230ZM233 74V73H232ZM252 74V73H251ZM255 74V73H254ZM60 75V74H59ZM70 75V74H69ZM105 75V74H104ZM103 75V76H104ZM176 75V73H175ZM253 75V74H252ZM57 76V75H55ZM54 76V77H55ZM180 76V75H177V77ZM204 75L202 74V77ZM211 76V75H210ZM231 76V75H229ZM231 80L233 79V77H229ZM68 77V76H67ZM74 77V76H73ZM78 77V76H77ZM197 77V76H196ZM5 78V77H4ZM79 78V77H78ZM111 77L108 76V77H105V80L103 81V84L109 80ZM180 78V77H178ZM207 78V77H206ZM217 78V77H216ZM2 79V78H0ZM58 79V77H57ZM60 79V77H59ZM81 79V78H80ZM84 79V78H83ZM176 79V77H175ZM5 80V79H4ZM49 80V79H48ZM77 80V79H76ZM82 80V79H81ZM96 80V79H95ZM196 80V79H195ZM36 81V80H35ZM45 81V80H44ZM80 81V80H79ZM84 81V80H82ZM97 81V80H96ZM187 81V80H186ZM191 81V80H190ZM189 81V83H190ZM114 82V83H115ZM175 82V80H174ZM194 81L192 80V83ZM81 83V82H80ZM79 83V84H80ZM83 83V82H82ZM113 83V84H114ZM78 84V85H79ZM95 84V83H94ZM170 84V82H169ZM70 85V84H69ZM101 85V84H100ZM99 85V87H100ZM184 85V84H183ZM232 85H234V83H231V82H228V87H231ZM248 86L243 90V95L242 97L239 95L238 92H235V94H233L232 98H230V100H228L227 97L228 96V90H224L221 92V96L219 97L220 100V106H219V111H220V114L221 115H225V114H231V113H235L234 114V118L237 119L238 123H239V132L238 134L240 133L242 135V129H244L243 126L245 125H248V126H251L253 125L254 121H253V118L254 116L250 115L248 116V112H246L247 110L251 109V108H255L256 105H254L255 101L259 99L255 98L256 96H253L252 98H247V97H251L252 95H254L255 93L258 92L259 89H262L264 88V75H261L258 77H254L252 79H250L249 81V84H247ZM22 86V85H21ZM55 86V85H54ZM57 86V85H56ZM67 86V85H65ZM77 86V85H76ZM80 86V85H79ZM78 86V87H79ZM113 86V85H111ZM109 86V87H111ZM164 86V85H163ZM182 86V85H181ZM53 87V86H52ZM61 87V86H60ZM166 87V86H165ZM169 87V86H168ZM208 87V85H207ZM188 88V87H187ZM195 88V87H194ZM199 88V87H198ZM27 89V88H26ZM58 89H60L58 87ZM67 89V88H66ZM99 89H102V88H99ZM201 89V87H200ZM70 90V89H69ZM73 90V89H72ZM195 90V89H194ZM231 90V89H230ZM264 90V89H262ZM261 90V91H262ZM103 91V89L101 90ZM112 91V92H111ZM185 91V90H184ZM20 92V91H19ZM34 92V91H33ZM48 92V91H47ZM89 93L87 95V93ZM260 92V91H259ZM60 93V90L59 92L58 91H52V94L50 96V100L48 103H58L59 100L62 101V98L59 99V94ZM62 93H65V90L64 92ZM69 93V91H68ZM72 93V92H71ZM75 93V94H76ZM187 93V92H185ZM238 93V94H237ZM86 96H85V95ZM131 94V95H130ZM176 94V93H175ZM180 94V93H179ZM178 94V95H179ZM262 94H264V92H262ZM40 95V94H39ZM45 95V94H44ZM62 95V94H61ZM65 95V94H63ZM128 95L130 96H133L131 97L132 99H129L128 98ZM261 95V94H260ZM10 96V95H9ZM36 96V95H35ZM67 96V95H66ZM74 96V95H73ZM177 96V95H176ZM187 96V95H186ZM38 97V96H37ZM74 97V98H75ZM7 98V97H6ZM23 98V97H22ZM49 98V97H48ZM71 98V97H70ZM147 98V99H146ZM195 98H198L197 99V103L198 104H201V105H205L206 104V98H207V92H201V95L200 97H195ZM15 99V98H14ZM72 99V98H71ZM70 99V100H71ZM20 100V98H19ZM37 100V98H36ZM73 100V99H72ZM71 100V102H72ZM190 100V99H189ZM195 100V99H194ZM193 100V101H194ZM21 101V100H20ZM35 101V100H34ZM191 101V100H190ZM188 102V103H183L181 105H176V108H174V113L173 115L171 116V118L166 121L165 123H162L159 119V116L157 115L158 112H156V114L154 115L152 113L151 116H147V120H148V123L150 124L151 127H153V130H152V133L151 134H146L147 136H143V134H141V132L139 133L136 132H133L131 131L129 134H127L126 136V139L129 141V143L127 145H124L122 146L121 144H118V147H113V148H109L107 151H103V152H99V149L96 153L94 154H90L91 156H86L85 158H83V160L80 162V166L75 168V170H69V168H67L69 166V164L71 162H68L67 164V167L65 165H63L64 163H62V165H52L49 166L48 165H44L42 166V164H40V167H39V170L38 171H33V168H29L30 166H28L27 168H29L31 171L28 172L29 176H32L33 175V178L35 180H37L39 183H40V188L37 192L36 190V194L35 195H27L26 198H22L20 199L17 194L18 192L14 191V192H7L4 194L3 196V200L2 202L0 203V213L2 214H5L6 217H7V221L2 225L3 227V230L4 232H6L7 234H10L12 232V229H16L18 226H19V223L21 222L20 220L23 219L24 221L28 220L29 218L32 219V218H39V215H40V211L38 209H36L35 207L37 206L36 203H38L40 205V208L43 209V210H48V209H53L54 207L58 206L59 208H61V210L64 211V213L66 214V216H68L67 214H70L71 213H75L77 211H79V207H78V204H77V201H76V198L72 197L73 194H75L76 192H80L79 190L82 191V193L80 192L79 195H82L81 197H78L76 196L77 198H82L84 199V195H86L87 192L89 193H92L94 194L96 197L97 195L99 197H102V198H106V201H108L107 203H109L110 199L107 200V198H109L113 195L116 196V193L118 194L119 198L117 199H122L123 197L126 196V191H127V180H128V176H127V173L128 171L130 170V166L129 165V160L128 159H133L134 161H132L130 159V162H135L136 164H138V166L140 168L138 169H141V172L145 171L146 167L147 166H150L151 169H154V171H157L158 168L160 167L163 168L165 165H163V162L165 161H170L172 159L171 155L172 152L170 154H168L167 152H165V148L167 149H170V148H174V147H179L180 146H184L186 147L187 143L192 141V142H200L199 144L200 145H204L206 146L207 143H208V138L207 136H210L213 135L212 132L214 130H216L215 126H220L221 130L225 133H227L228 131L226 130V128L228 129V127H223V124L219 123L220 125H216L217 123H213L212 120L213 118L209 119L208 116H204L203 118V121H197L195 118H194V111H192V107H195L196 105L197 106H200L198 104L194 105L196 103V101H194V104H193V101L192 102ZM18 102V101H17ZM75 102V103H76ZM6 103V102H4ZM3 103V105H4ZM10 103V101H9ZM21 103V102H20ZM31 103V102H30ZM35 103V102H33ZM37 103V102H36ZM15 104V103H14ZM69 104V103H68ZM67 104V105H68ZM77 104V103H76ZM208 104V103H207ZM257 104V103H256ZM9 105V104H8ZM7 105V106H8ZM25 105V103H24ZM211 105V104H210ZM253 105L255 107H253ZM259 105V104H258ZM257 105V106H258ZM14 106V105H13ZM27 106V105H26ZM40 106V105H39ZM63 106V105H61ZM100 106V105H99ZM209 107V106H207ZM260 107V106H259ZM6 108V107H5ZM45 108V107H44ZM52 108V107H51ZM67 108V107H66ZM65 108V109H66ZM200 108V107H199ZM214 108V107H212ZM216 108V106H215ZM8 109V108H7ZM49 109V106L47 107V110ZM74 109V108H72ZM132 110V108H130ZM17 110V109H16ZM20 110V109H19ZM39 110V109H38ZM82 110V111H81ZM97 110V109H96ZM196 110V109H195ZM253 110V109H252ZM1 111V110H0ZM5 111V110H4ZM25 111V110H24ZM41 111V110H39ZM38 111V112H39ZM49 111V110H48ZM48 111H46L47 113H49ZM51 111H54L51 109ZM61 111V110H60ZM66 111V110H65ZM113 111L111 112V115L113 114ZM254 111V110H253ZM22 112V111H20ZM44 112V111H42ZM56 112V111H54ZM109 112V113H110ZM218 112V111H217ZM246 112V113H245ZM1 113V112H0ZM24 113V112H22ZM31 113V112H30ZM57 113V112H56ZM70 113V112H68ZM74 113H75V110H74ZM87 113V114H88ZM5 114V113H4ZM2 114L0 116V123L2 122V124H9L10 125V135H11V138H17L19 137L20 135H23V133L25 132H29L31 135L33 136H36L37 137V134L34 133L33 131H29L27 128L28 127H31L33 126L32 125V120L30 118H22V117H16L15 118H7L9 115L6 114L4 115ZM17 114H21V113H17ZM53 114V113H52ZM73 114V113H72ZM82 114V113H81ZM219 114V113H218ZM219 114V115H220ZM8 115V116H7ZM69 115V114H68ZM71 115V114H70ZM84 115V116H85ZM94 115H98V111L97 112H94ZM142 115V113L140 114ZM149 115V114H148ZM209 115V114H207ZM228 115V116H229ZM39 116V115H38ZM63 116V115H62ZM73 116V115H72ZM71 116V117H72ZM83 116V115H82ZM109 116V115H108ZM113 116V115H112ZM111 116V117H112ZM132 116V115H131ZM130 116V117H131ZM227 116V117H228ZM46 117V116H45ZM54 117V115H52V118ZM94 117V116H93ZM216 117V116H214ZM218 119H215V121L217 120H221L220 116H217ZM227 117H223L224 119L227 120ZM231 117V116H229ZM228 117V118H229ZM70 118V117H69ZM68 118V119H69ZM99 118V117H97ZM117 118V117H116ZM169 118V117H168ZM222 118V120H223ZM72 118H70L69 120H71ZM74 119V118H73ZM92 119V118H91ZM67 120V118H66ZM75 120V119H74ZM83 120V118H82ZM162 120V119H161ZM164 120V119H163ZM72 121V120H71ZM70 121V122H71ZM77 121V120H76ZM197 121V123H195ZM225 121V120H223ZM49 122H51V120H49ZM61 122V121H60ZM98 122V121H97ZM147 122V121H146ZM226 122V121H225ZM231 122V121H230ZM234 122V120H233ZM47 123V122H46ZM59 123V122H58ZM84 123V122H83ZM111 123V122H110ZM195 124V126L198 125V127L195 128L194 131H190L189 129V125L190 124ZM57 124V123H55ZM76 124V123H75ZM73 124V125H75ZM80 124V123H78ZM89 124V123H87ZM112 124H115L112 122ZM41 125V124H40ZM50 125V123H49ZM69 124H67L68 126ZM77 125V124H76ZM78 126V125H77ZM90 126V125H89ZM111 126V125H110ZM164 129H161L162 127ZM194 126V127H195ZM38 127V126H37ZM36 127V128H37ZM107 127V126H106ZM161 127V128H160ZM243 127V128H242ZM70 128V127H69ZM78 128V127H77ZM79 128L80 125H79ZM90 128V127H89ZM242 128V129H241ZM41 129V128H40ZM45 129V128H44ZM73 129V127L71 128ZM164 130L165 131V135L164 138L163 136L161 135V139H157L158 135L156 136V134H158V130ZM70 130V129H69ZM77 130V129H75ZM87 130V128H86ZM151 130V129H150ZM6 131V130H5ZM36 131V130H35ZM67 131V130H66ZM111 131V130H110ZM244 131V130H243ZM252 131V130H251ZM43 132V131H42ZM40 133V135H42L43 133ZM55 132V131H54ZM71 133L73 132L70 131ZM81 132V131H79ZM86 132V131H85ZM92 131H90L91 133ZM105 132V131H104ZM148 132V131H147ZM157 132V133H156ZM163 132V131H162ZM218 132V131H217ZM4 133V132H3ZM56 133V132H55ZM74 133V132H73ZM77 133V132H76ZM93 133V132H92ZM106 133V132H105ZM112 133V132H110ZM109 133V134H110ZM118 133V132H116ZM150 133V132H149ZM6 134V133H5ZM66 134V133H65ZM79 134V133H78ZM89 134V133H88ZM228 134V133H227ZM239 134V135H240ZM84 135V134H83ZM92 135V134H90ZM103 135V134H102ZM101 135V136H102ZM108 135V134H107ZM112 135V134H111ZM253 135V134H252ZM26 136H28V134L26 133ZM79 136H81L79 134ZM110 136V135H108ZM218 136V135H217ZM229 136V135H228ZM3 137V136H2ZM8 137V136H7ZM53 137V136H52ZM82 137V136H81ZM88 137V136H87ZM99 137V136H98ZM103 137V136H102ZM101 137V138H102ZM254 137V135H253ZM31 138V137H30ZM85 138V137H84ZM95 138V137H94ZM100 138V139H101ZM105 138V136H104ZM29 139V138H28ZM54 139V137L52 138ZM243 139V138H242ZM4 140V139H3ZM3 140L1 142H3ZM20 139H18L19 141ZM208 140V141H207ZM17 141V142H18ZM86 141V140H85ZM90 141V140H89ZM126 141V140H125ZM132 143H131V142ZM240 141V139H239ZM244 141V140H243ZM247 141V140H246ZM249 141V139H248ZM252 141V140H250ZM249 141V142H250ZM14 142V141H13ZM26 142V141H25ZM40 142V141H39ZM38 142V143H39ZM213 142V141H212ZM210 142V143H212ZM4 143V142H3ZM28 143V142H27ZM87 143V142H86ZM91 143V142H90ZM104 143V142H103ZM224 143V142H223ZM231 143V142H230ZM262 143H264V141H262ZM11 144V143H10ZM30 144V143H29ZM42 144V143H41ZM93 144L95 145V143L93 142ZM228 144V143H227ZM15 144L13 143V146ZM19 145V143H18ZM22 145V144H21ZM31 145V144H30ZM40 145V144H39ZM88 145V144H87ZM90 145V144H89ZM214 145V144H213ZM17 146V145H16ZM34 146V145H32ZM219 146V145H218ZM229 146V145H228ZM251 146V145H250ZM2 147V146H0ZM6 147V146H5ZM94 147V146H93ZM109 147V146H108ZM189 147V146H188ZM225 147V146H224ZM7 148V147H6ZM19 148V147H18ZM59 148V147H58ZM89 148V147H88ZM187 148V147H186ZM210 149V146L208 147ZM244 148V147H243ZM261 148V147H260ZM1 149V148H0ZM15 148H13L14 150ZM20 149V148H19ZM65 149V148H64ZM175 149V148H174ZM172 149V150H174ZM207 148H204V152L202 153H199L200 155L202 154H206L207 152L205 151H208L206 150ZM12 150V149H11ZM26 150V148H25ZM32 150H35L32 148ZM40 150V149H38ZM51 150V149H50ZM71 150V149H70ZM94 150V149H92ZM218 150V149H217ZM224 150V148H223ZM7 151V150H6ZM37 151V150H36ZM45 151H47L45 149ZM68 151V150H67ZM101 151V150H100ZM168 151V150H167ZM175 151L177 152L178 149ZM183 152L186 151V150H182ZM194 151V150H193ZM203 151V150H202ZM219 151V150H218ZM225 151H226V148H225ZM25 152V151H24ZM72 152V150H71ZM179 152H181L179 150ZM182 152V153H183ZM210 152V151H209ZM261 152V151H260ZM26 153V152H25ZM31 153V152H29ZM40 153V152H39ZM193 153V152H192ZM191 153V154H192ZM214 153V152H213ZM234 153V152H233ZM242 153V152H241ZM244 153V152H243ZM180 154V153H179ZM184 154V153H183ZM182 154V155H183ZM190 154V153H189ZM198 153H195L194 156L197 157L199 156ZM227 154V153H226ZM256 154V153H255ZM21 153H18L17 151H12V152H4L3 155L0 156V185L3 184V182H6V180L4 181V179L6 178H9L11 176H14V177H17V178H20L21 176L24 175V170L22 169L21 167V157L22 155ZM32 154H29V157H31ZM89 155V154H88ZM185 155V154H184ZM208 156V154H206ZM259 155V154H257ZM42 156V155H41ZM40 156V157H41ZM52 156V154H51ZM177 156V155H176ZM190 156V155H188ZM204 156V155H202ZM213 156V155H212ZM28 157V156H27ZM79 156H76L75 158H77ZM83 157V156H82ZM183 157V156H182ZM193 157V156H192ZM201 157V156H200ZM198 157V158H200ZM209 157L211 158V155L208 156V159ZM248 157V156H247ZM246 157V158H247ZM65 158V157H64ZM178 158V157H177ZM186 158V157H184ZM190 158V157H189ZM187 158V159H189ZM227 158V157H225ZM243 158V157H242ZM29 159V158H28ZM38 159V158H37ZM201 159V158H200ZM230 158H228L229 160ZM27 160V159H26ZM39 160V159H38ZM51 160V159H50ZM190 160V159H189ZM196 160V159H195ZM203 160V159H202ZM211 160V159H210ZM233 160V159H232ZM24 161V160H23ZM49 161V160H48ZM70 161H73V160H70ZM75 161V160H74ZM180 161V160H179ZM200 161V160H199ZM205 161V160H204ZM208 161V160H207ZM59 162V161H58ZM131 162V163H132ZM201 162V161H200ZM206 162V161H205ZM209 162V161H208ZM228 163V161H226ZM237 162V161H236ZM40 163V161H39ZM60 163V162H59ZM173 163V162H172ZM198 163V162H196ZM254 163V162H253ZM55 164V163H54ZM133 164V163H132ZM169 164V163H168ZM185 164V163H184ZM195 164V163H194ZM163 165V166H162ZM196 165V164H195ZM226 165V164H225ZM250 165V164H249ZM259 165V164H258ZM71 166V165H70ZM73 166V165H72ZM129 166V168H128ZM162 166V167H161ZM168 166V165H166ZM224 166V165H223ZM230 166H232L230 164ZM229 166V167H230ZM235 166V164H234ZM33 167H36V166H33ZM137 167V166H136ZM37 168V167H36ZM245 168V167H243ZM26 169V167H25ZM28 169V170H29ZM129 169V170H128ZM136 169V168H135ZM135 169L133 171H135ZM136 169V171L138 170ZM156 169V170H155ZM159 169V171H161ZM165 169H167L165 167ZM233 169V168H232ZM253 169V168H252ZM255 170L253 171H250L249 174H247L246 172V175H244V177L242 178V180H240L239 182V186L237 189H226L224 186H222L223 188H220L216 191H212L209 196H208V192H207V196L210 198H208L210 200V203L208 202L209 205L205 204V197L203 196L202 198H204V200H198V206L196 209H193L195 208V206L191 209V211H193L191 213V215H189V217L185 216L181 213H179L178 211L173 213V215L171 216L172 218L170 217H167L166 214L164 213H160L158 212V215L155 214L156 216L151 218L150 215L149 217L150 218H147L146 215L144 214L143 217L145 216L147 219L143 218V217H133V216H130V214L132 213V211H134V209L131 211L130 209L128 210L129 212V215L126 214V216L124 215V217L127 218L125 219V221L122 223V224H116L115 222V226H111L113 227L112 230L113 231H121L122 233V239L120 240V243H116V245H118L116 248H113V247H110L108 245V242L110 240H112L113 238H110V235L111 234H107L105 232H102L101 234V238H102V242L99 243V245H96V252L94 253L95 255H93L90 259L89 262H87L88 264H207L208 263V259H209V246H212L211 242L209 240H212L211 237L213 238L215 235H220L221 234V237H224L226 235V238L227 235H234V236H229L230 239L229 241H232L231 238H236L237 241H242L243 239L246 240L248 238H251L254 234V238L255 237H262L264 238V162H262L261 165H259V168H254ZM26 169V171H28ZM170 170V169H169ZM168 170V171H169ZM245 170V169H244ZM243 170V171H244ZM135 171V172H136ZM211 171V170H210ZM221 171V170H220ZM257 171H260L261 172V177H258L256 174H257ZM153 172V171H152ZM172 172V171H171ZM225 172V170H224ZM232 172V171H231ZM231 172H228L229 174ZM145 174V172H143ZM174 173V172H173ZM210 173V172H209ZM208 173V174H209ZM214 173V172H212ZM70 174H74L75 175V180H73L71 183L68 182V175ZM130 174L129 177H130V180L128 181H131V179H135L136 180V177H131V172L128 173ZM153 174V177L155 176L156 177V173H152ZM167 174V173H166ZM164 176V178L167 177L168 179V174L167 176ZM207 174V173H206ZM207 174V175H208ZM143 176V174H141ZM141 175L139 174L138 176L141 177ZM151 175V174H150ZM147 175L149 176L150 178L152 177V175ZM211 175V174H210ZM217 175V174H216ZM25 176V175H24ZM73 176V175H71ZM221 174H220V178H221ZM239 176V175H238ZM13 177V178H14ZM148 177V179H149ZM152 177V178H153ZM172 177V176H171ZM179 177V176H178ZM228 177V176H227ZM240 177V176H239ZM29 178V177H28ZM175 178V177H174ZM173 178V179H174ZM213 178V177H212ZM225 178V176H224ZM74 179V177H73ZM144 179L147 180L146 177H143V179L141 178V180L144 181ZM158 179V178H156ZM161 179V178H160ZM219 179V178H218ZM9 180V179H8ZM12 180V179H11ZM18 180V179H17ZM70 180V179H69ZM169 180L170 177H169ZM168 180V181H169ZM14 180H12L11 182H13ZM20 181V180H19ZM19 181L17 182L19 184ZM22 181V179H21ZM33 181V180H31ZM143 181H140L141 184L143 183ZM157 181V180H156ZM161 181V180H160ZM165 181V180H164ZM167 181V183H168ZM213 181V180H212ZM226 181V179H225ZM15 182V181H14ZM13 182V183H14ZM151 182V181H149ZM163 182V180H162ZM176 182V181H175ZM207 182V180H206ZM210 183H212L211 181H209ZM10 184V182H8ZM33 183V182H32ZM129 183V182H128ZM139 183V182H138ZM146 183V182H145ZM144 183V184H145ZM152 183V182H151ZM208 183V182H207ZM226 183V182H225ZM230 183V182H229ZM235 183V182H234ZM8 184V185H9ZM29 184V183H27ZM133 184V182H132ZM135 184V185H134ZM133 185L136 186L137 184L134 183ZM149 184V183H148ZM158 184V183H157ZM165 184V183H164ZM213 184V183H212ZM241 184V186H240ZM4 185V184H3ZM7 185V183H6ZM13 185V184H12ZM140 185V184H138ZM215 185V183L213 184ZM213 185H211L213 187ZM231 185V184H230ZM21 186V185H20ZM24 186V185H23ZM143 186V184H142ZM150 186V185H149ZM160 186V184H159ZM186 186V185H185ZM204 186V185H203ZM9 187V186H8ZM15 187V186H14ZM37 187V186H36ZM140 187V186H139ZM180 187V186H179ZM240 187V188H239ZM28 188V187H27ZM38 188V187H37ZM135 188V187H134ZM134 188L132 189L134 191ZM148 188V187H146ZM152 188V187H151ZM162 188V187H160ZM159 188V189H160ZM170 188V187H169ZM168 188V190H169ZM12 189H15V188H12ZM28 189H31V188H28ZM33 189V188H32ZM131 189V188H130ZM143 189V188H142ZM141 189V190H142ZM158 189V190H159ZM167 189V188H166ZM184 189V188H183ZM0 190H3L0 189ZM17 190V189H16ZM137 190V189H136ZM224 190V191H223ZM226 190V191H225ZM5 191V190H4ZM32 191V190H31ZM75 191V193L73 192ZM139 191V190H138ZM149 191V190H148ZM157 191V190H156ZM166 191V190H165ZM173 191V190H172ZM205 191V190H204ZM137 193V191H134ZM133 192V193H134ZM143 192V191H142ZM177 192V191H176ZM199 192V191H198ZM25 193V192H24ZM33 193V192H32ZM132 193V192H131ZM145 193V192H144ZM28 194V193H26ZM77 194V193H76ZM149 194V193H148ZM156 194V193H154ZM171 194V193H170ZM197 194V193H196ZM240 194H247L248 197H249V205L248 206V209L244 212H242L240 210V205L238 204L239 202L237 201L238 197L240 196L241 198L243 196H241ZM72 195V196H71ZM132 195V194H131ZM134 195V194H133ZM144 195V194H143ZM159 195V194H158ZM165 195V194H164ZM174 195V194H173ZM178 195V193H177ZM183 195V193L181 194ZM200 195V194H198ZM197 195V196H198ZM202 195V193H201ZM200 195V196H201ZM114 196V197H115ZM136 196H139L136 195ZM142 195L139 196V198L141 197ZM145 196V195H144ZM148 196V195H147ZM155 196V195H154ZM159 196H162V195H159ZM172 196V195H171ZM206 196V197H207ZM88 197V196H87ZM191 197V196H189ZM138 198V197H137ZM147 198V197H146ZM158 198V197H157ZM167 198V197H166ZM184 198V197H183ZM195 197H193L194 199ZM89 201H91L90 197L88 198ZM87 199V201H88ZM93 199V198H92ZM101 199V198H100ZM99 199V200H100ZM155 199V198H154ZM161 199V198H160ZM207 199V200H208ZM78 200V199H77ZM97 200V199H96ZM140 200V199H139ZM138 200V201H139ZM144 200V199H143ZM165 200V199H164ZM186 200V199H185ZM195 200V199H194ZM87 201H84L87 203ZM105 201V202H106ZM121 201V200H120ZM123 201V200H122ZM133 201V199H132ZM168 201V200H166ZM79 202V201H78ZM83 202V203H84ZM92 202V201H91ZM94 202V200H93ZM98 202V201H97ZM104 202V203H105ZM111 202V201H110ZM165 202V201H164ZM189 202V201H188ZM138 203V202H137ZM136 203V204H137ZM167 203V202H165ZM171 203V202H170ZM185 203V202H184ZM191 203V202H190ZM207 203V202H206ZM225 203V204H224ZM95 204V202H94ZM140 204V203H139ZM138 204V205H139ZM142 204V203H141ZM140 204V205H141ZM193 204H195V202H193ZM197 204V203H196ZM195 204V205H196ZM82 206V204H79ZM85 205V204H84ZM89 205V203H88ZM93 205V204H92ZM91 205V206H92ZM137 205V206H138ZM139 205V206H140ZM142 205H145V204H142ZM162 205V203H161ZM167 205V204H166ZM170 205V204H169ZM185 205V204H184ZM190 205V204H189ZM188 205V206H189ZM80 206V207H81ZM86 206V205H85ZM84 206V207H85ZM101 206V205H100ZM104 206V204H103ZM138 206V207H139ZM152 206V205H151ZM163 206V205H162ZM168 206V205H167ZM175 206V205H174ZM183 206V205H182ZM89 206H87V209H88ZM97 207V205H96ZM95 207V208H96ZM109 207V206H108ZM132 208V206H130ZM135 207V206H134ZM142 207V206H140ZM146 206H144L145 208ZM82 208V207H81ZM86 208V207H85ZM93 208V207H92ZM92 208L90 209V212L92 210ZM144 208H140V209H143V212H144ZM153 208V207H151ZM189 208V207H188ZM239 211V212H236V209ZM243 208V207H242ZM98 209V208H97ZM101 209H104L103 207ZM109 209V208H108ZM114 209V208H113ZM139 209V208H138ZM137 209V210H138ZM139 209V210H140ZM175 209V208H174ZM183 209V208H182ZM235 209V211L233 210ZM96 210V209H95ZM123 210V209H122ZM151 210V209H150ZM149 210V211H150ZM190 210V209H189ZM188 210V211H189ZM111 211V209H110ZM127 211V210H126ZM131 211V213H130ZM158 210H155V212H157ZM89 212V211H88ZM87 212V213H88ZM89 212V213H90ZM124 212V211H123ZM135 212V211H134ZM133 212V213H134ZM140 212V211H139ZM147 212V211H146ZM154 212V211H152ZM151 212V213H152ZM154 212V213H155ZM173 212V211H172ZM184 212V211H182ZM42 213V212H41ZM44 213H47L46 211H44ZM43 213V214H44ZM51 213V212H50ZM102 213V212H101ZM115 213V212H114ZM168 213V212H167ZM188 212H186V215H187ZM235 213L236 215L237 214H242L245 219L241 221V217L240 218V223L238 224L239 227H237V230L234 228L233 230H236V231H231L232 230V224H233V220L231 221V216L232 214H234L235 216ZM42 214V215H43ZM93 214V213H92ZM124 213H122L123 215ZM141 214V213H140ZM190 214V213H188ZM90 215V214H88ZM110 215V214H109ZM132 215V214H131ZM170 215V214H169ZM231 215V216H230ZM44 216V215H43ZM95 216V215H94ZM142 216V215H141ZM148 216V214H147ZM64 217V216H63ZM108 217V216H107ZM187 217V218H186ZM94 218V217H93ZM104 218H106V216H104ZM110 218V217H109ZM112 218V217H111ZM40 219H41V215H40ZM39 219V220H40ZM61 219H62V216H61ZM97 219V218H95ZM205 219V220H204ZM44 220V219H43ZM110 220V219H109ZM115 219L112 220V223ZM45 221V220H44ZM61 221V220H60ZM59 221V222H60ZM40 222V221H39ZM42 222V221H41ZM47 222V220H46ZM58 222V224H59ZM232 222V223H231ZM27 223V222H26ZM61 223V222H60ZM108 223V222H107ZM112 223L110 225H112ZM102 224V223H101ZM101 224H97V225H100L99 229H102L101 227ZM186 225V228H187V234L182 236V235H178L179 232H178V229L181 225ZM236 224V222H235ZM230 225H232L230 227ZM237 225V226H238ZM56 226V225H55ZM55 230H60L59 228L56 229L58 227H55ZM98 229V230H99ZM105 229V228H104ZM231 229V230H230ZM55 230H51V231H55ZM28 231H29V228H28ZM14 232V231H13ZM101 232V231H100ZM233 233V234H229V233ZM49 233V232H48ZM53 235H52V234ZM55 234H57L56 232H54ZM53 232H50V237L51 235L54 236ZM71 233V232H70ZM111 233V232H110ZM2 234V233H1ZM60 234V233H59ZM47 235V234H46ZM58 235V234H57ZM56 235V236H57ZM59 237V236H57ZM75 237V236H74ZM71 237V241L75 238H79V237ZM112 237V236H111ZM21 238V237H20ZM19 238V239H20ZM56 238V237H55ZM73 238V239H72ZM121 238V237H120ZM219 238V237H217ZM256 238V239H257ZM16 239V238H15ZM80 239V238H79ZM77 239V240H79ZM84 239V238H83ZM83 239L79 242V243H83ZM225 238H221V240L224 241ZM227 239V240H228ZM261 239V238H260ZM225 240V241H227ZM243 240V241H244ZM252 241H254L252 238L250 239ZM76 241V239H75ZM224 241V242H225ZM234 241V240H233ZM232 243H235L233 242ZM242 241V242H243ZM259 241V240H258ZM77 242V241H76ZM87 241H85V244H86ZM119 242V241H118ZM211 244H210V243ZM223 242V245H225L226 243ZM240 243V244H244V243ZM71 243V242H70ZM69 243V244H70ZM115 243V242H114ZM238 243V242H236ZM250 244H253L252 242H249ZM73 244V243H72ZM84 244V245H85ZM96 244V243H95ZM183 244H186L187 247L184 248ZM210 244V245H209ZM214 244V243H213ZM229 244V243H228ZM240 244H236V245H239ZM247 244V243H246ZM245 244V245H246ZM256 244V243H255ZM2 245V244H1ZM216 245H217V242H216ZM227 245V244H226ZM231 245V244H230ZM17 246V245H16ZM221 246V245H219ZM244 246V245H243ZM248 246V245H247ZM246 246V247H247ZM71 247V246H70ZM115 247V246H114ZM218 247V246H217ZM252 247V246H251ZM86 248V247H85ZM243 248V247H242ZM250 248V247H249ZM88 249V248H87ZM248 249V248H247ZM86 250V249H85ZM84 250V251H85ZM211 250V249H210ZM89 251V250H88ZM94 252V251H93ZM93 252H89L91 255ZM8 254V253H7ZM6 255V254H5ZM67 255V254H66ZM70 256H73V253L69 255L68 257V261L67 263L65 262V264H76V262L72 261L71 257ZM65 260V259H63ZM88 260V259H87ZM212 260L210 259L209 262H211ZM219 261V260H218ZM85 262V264H87ZM56 264V263H54ZM59 264H63V261L62 263L60 262Z\"/></svg>",
  "mask_w": 264,
  "mask_h": 264
}]
</instances>
